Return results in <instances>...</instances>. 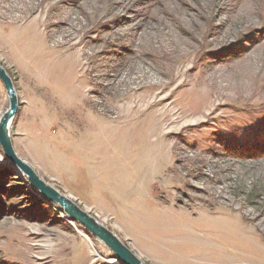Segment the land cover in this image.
<instances>
[{"label": "rangeland", "instance_id": "rangeland-1", "mask_svg": "<svg viewBox=\"0 0 264 264\" xmlns=\"http://www.w3.org/2000/svg\"><path fill=\"white\" fill-rule=\"evenodd\" d=\"M0 62L44 179L152 189L200 213L204 255L264 264V0H0ZM3 160L0 264H121Z\"/></svg>", "mask_w": 264, "mask_h": 264}, {"label": "crops", "instance_id": "crops-1", "mask_svg": "<svg viewBox=\"0 0 264 264\" xmlns=\"http://www.w3.org/2000/svg\"><path fill=\"white\" fill-rule=\"evenodd\" d=\"M82 180L88 191L69 190L72 197L86 210L104 214L101 215L104 219L110 215L111 229L123 240H128L131 248L147 264H219L217 247L209 257L204 255L201 227L194 225L192 236L184 230L193 225L194 217L200 213L162 202L152 189L138 199L133 196L134 192H127L129 196L123 197L111 187L106 191L101 188L94 191L91 181Z\"/></svg>", "mask_w": 264, "mask_h": 264}, {"label": "water", "instance_id": "water-1", "mask_svg": "<svg viewBox=\"0 0 264 264\" xmlns=\"http://www.w3.org/2000/svg\"><path fill=\"white\" fill-rule=\"evenodd\" d=\"M0 82L6 94L7 105L0 112V150L3 161L18 171L44 200L57 205L64 217L86 230L101 242L121 264H147L122 238L100 220L84 209L72 196L63 193L44 179L40 173L15 150L11 126L20 108V100L14 81L0 62Z\"/></svg>", "mask_w": 264, "mask_h": 264}, {"label": "bare ground", "instance_id": "bare-ground-1", "mask_svg": "<svg viewBox=\"0 0 264 264\" xmlns=\"http://www.w3.org/2000/svg\"><path fill=\"white\" fill-rule=\"evenodd\" d=\"M4 111V110H3ZM5 164V163H4ZM21 176V175H20ZM117 261V260H116Z\"/></svg>", "mask_w": 264, "mask_h": 264}]
</instances>
